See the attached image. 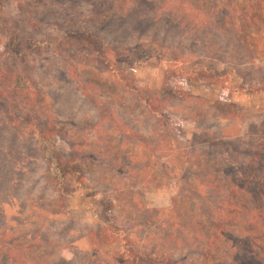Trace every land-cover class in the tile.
<instances>
[{
  "label": "rangeland",
  "instance_id": "1",
  "mask_svg": "<svg viewBox=\"0 0 264 264\" xmlns=\"http://www.w3.org/2000/svg\"><path fill=\"white\" fill-rule=\"evenodd\" d=\"M262 2L5 0V13L28 30L34 21L42 40L89 30L104 56L80 66L72 59L80 61L78 50L70 52L71 58L44 51L27 58L46 102L39 119L52 132L46 147L82 170L88 190L72 192L66 179L68 194L58 197L32 123H24L19 110L8 114L0 108V264H113L124 242L183 264H249L255 253L248 243L264 245V220L245 205L251 188L232 192L242 202L231 212L224 239L207 240L202 209L210 207L216 216L214 206L225 194L213 189L201 196L205 202L198 207L182 192L175 196L174 180L161 173L158 163L169 159L189 167L183 142L197 131L194 158L208 160L206 169L220 167L227 182L241 179L247 188L264 182ZM113 47L121 49L122 60L114 57ZM208 71L222 77L211 82ZM222 86L263 91L231 90L225 116L233 117L228 120L211 108ZM146 99L160 106L153 107L155 112L177 121L182 146L170 144L169 151L158 138L162 127ZM133 134L147 143L159 139V147L151 151L147 143L135 145ZM255 150L258 155L251 157L249 151ZM253 158L258 166L251 168ZM101 197L112 201L117 218L106 231L115 239L109 246L95 239L106 219L102 203L91 200ZM263 201L264 195L256 199ZM166 222L173 228L167 229ZM120 225L127 240L115 234ZM205 250L211 253L204 260Z\"/></svg>",
  "mask_w": 264,
  "mask_h": 264
},
{
  "label": "trees",
  "instance_id": "2",
  "mask_svg": "<svg viewBox=\"0 0 264 264\" xmlns=\"http://www.w3.org/2000/svg\"><path fill=\"white\" fill-rule=\"evenodd\" d=\"M257 1H263L262 3H264V0ZM27 25L30 27L29 30L22 26L21 20L18 21L10 14H6L5 0H0V108L7 111L8 114L15 110H19V116L23 122L29 125L32 123L33 136L36 139L37 146L44 149V157L47 160V175L49 176V181L56 195L59 197L66 195L68 192V189L65 188L67 186L65 185L66 179L72 181L71 184H69L73 187L71 190L72 192L78 191L81 193V191L89 189V185L84 181L85 176L82 170L79 169L78 166L72 165L71 163L61 160L58 156L53 155L46 147L47 140L49 139V135H52V132L50 126L45 121L39 120L45 109L46 102L40 86L34 81L29 72L27 58L31 54L40 56L43 51L54 52L57 54L63 53L68 55L69 58H71L70 52H73L74 55L81 52L79 54V59L82 57L80 61L74 57L72 58L74 61H77L80 66L89 62L97 63L99 60L96 58V55L98 57H103L104 55H102L103 52L100 53V48L97 46V37L89 30L68 31L59 35L56 39L42 40L39 26L34 21L28 22ZM31 31H33L34 34ZM97 48L98 50H96ZM76 50H78V52H75ZM110 51L114 54L116 59L121 58L120 60H122V56L124 55L121 49L113 47L110 48ZM2 57L4 58L1 59ZM100 62L105 67H109V64L103 62L101 59ZM208 72L211 82L222 77L212 71ZM244 89L245 88L242 87L231 86V88H229L222 86L219 91L218 101H216L211 108L220 111L221 116L224 117L227 113L226 105L228 104L227 100L230 98L231 90L234 92L250 91L258 94L263 91V89L257 90L255 88ZM146 107L150 109L151 113H154L153 117L155 118V123L159 125L158 127H162V133H159L158 138L162 137V139H164L163 142L168 150L170 151V144L182 146L179 143L180 138H178L176 132V128L179 126L177 121L173 120L169 115L155 112L157 110H153V107L160 106L157 105L154 99H149ZM232 117V114L229 112L227 116H225L228 120L232 119ZM197 136L198 132L196 131L188 141L183 142L184 150L186 151V162L184 163L189 167L182 168L178 163L172 165L168 162L169 159L161 161L158 164L161 173H164V176L167 179L171 178L170 180H174V188L176 191L175 196H179L182 192L186 194V196H190L192 202L196 201L198 207H201L202 203L205 202L204 197L201 196H209V193L213 189L218 193L221 191L225 194L222 199L216 202L218 204L214 206L217 211L216 216L213 217L210 207H208L207 210L202 209V213L205 214L203 218L208 228L205 233H209L206 239H213L215 241H219L221 238L224 239L223 234L228 232V224H231V212H234L239 206V203L242 202V200H239L238 202L236 196H231L235 189H244V191L247 192L248 189L251 188L249 191L253 192V194L245 196L246 208L256 210L257 217L264 220V201L256 202V199L260 198L261 195H264V182L256 184L255 186L249 185L247 188V185H245L241 179H237L234 183L231 182L232 184L227 182V179L223 174L220 176V167L213 171L206 169L205 165L208 163V160H205L202 157H199V159L196 160L194 158L195 149L193 145L197 140ZM137 138L142 139L141 134H133L132 140L135 145L147 143L145 140H137ZM154 141L155 142L149 141L146 144L148 147H151V151H156L159 147L158 142L160 140L156 139ZM248 154H251V157L258 155L257 150L254 152L252 151V153L249 151ZM178 157L179 156H177L176 159H178ZM251 163V168L258 166V162L254 163V158ZM238 169L241 172V168ZM243 173L244 172H242V174ZM188 175L191 177L189 180H186L185 177ZM217 183L221 185L215 187ZM199 188L203 189L204 192L202 194L199 193ZM82 197L86 198V196ZM91 202L94 204L102 203L104 206L106 225L101 228L99 235L95 237V239H99L100 244L109 246L114 243L115 239L112 235L106 233V231L113 226V222L117 220L116 216L113 215L112 201L108 198L101 197L98 200L92 199ZM119 227L115 233L116 236L123 237L124 240H127V236L129 235L124 234L121 225ZM165 227L167 229H172L173 223L166 222ZM247 238L249 239L250 236H247ZM95 239H90V246L94 250H96L95 247L98 245ZM124 243L125 244H123L118 250L117 257L112 262L113 264H183V260L177 259L169 254L153 255L152 251L150 255L149 253H145L140 246L130 245L129 242ZM262 243H264V241ZM208 245L209 242L206 247ZM252 245L254 247L253 253H255V255H252L249 264H264V245L255 246L253 240L248 243L250 248ZM195 250H198V248H195ZM204 253L205 255H203V259L205 260L207 259L208 253L211 252L205 250ZM258 255H261V258H258Z\"/></svg>",
  "mask_w": 264,
  "mask_h": 264
}]
</instances>
